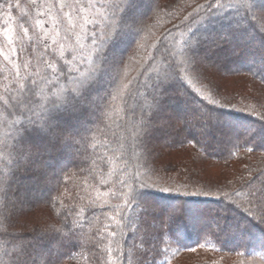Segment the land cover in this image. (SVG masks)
Instances as JSON below:
<instances>
[{"label":"trees","instance_id":"trees-1","mask_svg":"<svg viewBox=\"0 0 264 264\" xmlns=\"http://www.w3.org/2000/svg\"><path fill=\"white\" fill-rule=\"evenodd\" d=\"M19 1L0 0V24L21 12L28 37L33 13ZM219 2L145 0L136 42L110 50L123 63L95 73L54 148L23 157L29 121L42 124L98 67L92 40L111 9L96 2L74 48L22 42L18 68L0 71V264H180L199 249L208 255L184 264H264V0H249L248 18ZM197 40L199 76L180 72L161 95ZM179 206L190 212L164 215Z\"/></svg>","mask_w":264,"mask_h":264},{"label":"snow or ice","instance_id":"snow-or-ice-1","mask_svg":"<svg viewBox=\"0 0 264 264\" xmlns=\"http://www.w3.org/2000/svg\"><path fill=\"white\" fill-rule=\"evenodd\" d=\"M35 3V0H33ZM81 0H60L59 10L63 12L65 9H70L72 12H75L79 15V7ZM106 5L111 9V16L108 17V23L105 24L102 36L99 38L93 37V44H97L99 39L96 61L98 67L92 70V74L86 76L84 79L78 82V87L75 90V95L67 98H59L58 102L52 103V111L45 109L46 116H42V124H36L35 121H29L33 124L34 127L31 129L25 127L23 129V136L19 141L18 152L21 157L25 154L39 155L42 154L46 148H54L56 143L61 140L63 133L66 129L62 126L60 120L61 118L67 119L71 116L74 111H78L77 105H86L92 96L93 90L98 78L95 73H99L100 77L107 75L111 70L118 67L123 63L125 56L113 57L110 55V50L117 43V41L131 36L136 42L137 36L139 35L140 28L139 24L143 18L139 15L142 9L145 7V0H106ZM153 6L152 0H149L150 10ZM55 7V5H52ZM212 7V5H209ZM216 7L218 9H223L226 7L225 4L220 3L217 0ZM227 7L232 10H238L235 15L244 16L248 18L252 5L249 3V0H230ZM243 11V15L241 12ZM242 23L235 24L234 29L242 28ZM264 31V29H262ZM247 32V31H246ZM232 35L228 33L223 37L224 42H227V37ZM249 37L254 39L253 32L248 33ZM260 44V55L264 58V34L260 35L259 38ZM201 41L197 40L191 49V57L189 60H186L184 63L186 67H179L175 72L164 73L161 77V83L159 87L163 91H166L167 81H172L175 79H180V72L186 73L188 76L197 78L199 76L198 64L199 60L197 59L199 55V48ZM55 69V65H51ZM159 103V102H158ZM65 114H67L65 116ZM251 150V149H250ZM259 208L260 206L257 205ZM8 210L7 201L3 203V206L0 207V214L3 211ZM190 210L184 209L182 206L170 208L164 213L169 219L173 220L178 216L186 215ZM260 222L264 223V208L260 210ZM220 227V225H217Z\"/></svg>","mask_w":264,"mask_h":264},{"label":"rangeland","instance_id":"rangeland-1","mask_svg":"<svg viewBox=\"0 0 264 264\" xmlns=\"http://www.w3.org/2000/svg\"><path fill=\"white\" fill-rule=\"evenodd\" d=\"M98 0H81L79 15L70 9L63 12L59 10L60 0H20L19 6L23 13H33L28 16L30 36L38 39L44 45L60 49L76 47L85 33L90 31V26L97 19ZM55 5V7H52ZM10 23L9 19L3 17L0 24V71L4 68H18L22 61V42L30 36L23 30L22 23L18 21ZM208 253L202 249L180 255V264L206 257Z\"/></svg>","mask_w":264,"mask_h":264}]
</instances>
